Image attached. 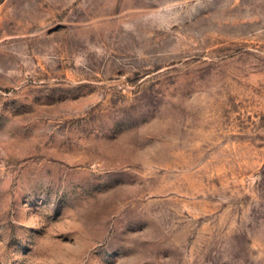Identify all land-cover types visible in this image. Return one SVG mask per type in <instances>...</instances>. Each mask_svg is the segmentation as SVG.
Instances as JSON below:
<instances>
[{
  "label": "rangeland",
  "instance_id": "obj_1",
  "mask_svg": "<svg viewBox=\"0 0 264 264\" xmlns=\"http://www.w3.org/2000/svg\"><path fill=\"white\" fill-rule=\"evenodd\" d=\"M0 264H264V0H0Z\"/></svg>",
  "mask_w": 264,
  "mask_h": 264
}]
</instances>
